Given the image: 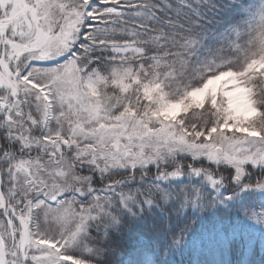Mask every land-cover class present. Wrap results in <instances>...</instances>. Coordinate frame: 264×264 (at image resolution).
Wrapping results in <instances>:
<instances>
[{
    "label": "snow or ice",
    "instance_id": "snow-or-ice-1",
    "mask_svg": "<svg viewBox=\"0 0 264 264\" xmlns=\"http://www.w3.org/2000/svg\"><path fill=\"white\" fill-rule=\"evenodd\" d=\"M0 264H264V0H0Z\"/></svg>",
    "mask_w": 264,
    "mask_h": 264
}]
</instances>
